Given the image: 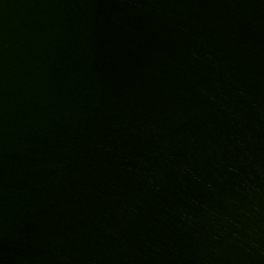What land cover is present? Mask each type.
<instances>
[{
  "label": "water",
  "instance_id": "obj_1",
  "mask_svg": "<svg viewBox=\"0 0 264 264\" xmlns=\"http://www.w3.org/2000/svg\"><path fill=\"white\" fill-rule=\"evenodd\" d=\"M0 264H264V0H0Z\"/></svg>",
  "mask_w": 264,
  "mask_h": 264
}]
</instances>
